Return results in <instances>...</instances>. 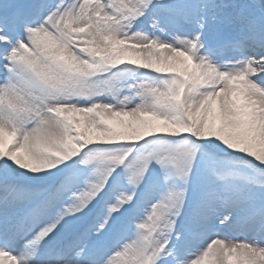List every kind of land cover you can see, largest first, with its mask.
Listing matches in <instances>:
<instances>
[{
    "label": "snow or ice",
    "instance_id": "1",
    "mask_svg": "<svg viewBox=\"0 0 264 264\" xmlns=\"http://www.w3.org/2000/svg\"><path fill=\"white\" fill-rule=\"evenodd\" d=\"M0 264H264V0H0Z\"/></svg>",
    "mask_w": 264,
    "mask_h": 264
}]
</instances>
